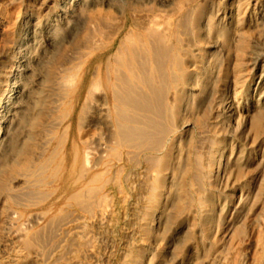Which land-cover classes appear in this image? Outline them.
I'll return each instance as SVG.
<instances>
[{
    "label": "rangeland",
    "instance_id": "1",
    "mask_svg": "<svg viewBox=\"0 0 264 264\" xmlns=\"http://www.w3.org/2000/svg\"><path fill=\"white\" fill-rule=\"evenodd\" d=\"M58 1L0 0V68L7 65L8 59H15L19 51L29 57L26 56L25 63V81L29 88L20 95L17 107L2 123L0 264H264V105L250 114L258 119L255 127L250 122L253 117L249 116L246 125L238 123L228 127L223 124L212 128L207 117L209 110L204 116L194 117L195 101L186 109V116L180 113L177 118L178 123L188 121L191 124L185 129L186 133L184 130L176 133L177 137L182 136L175 142L178 154H173L166 172L157 171L144 154L120 146L112 136V119L107 110L99 107L104 99L101 91L96 93L95 104L87 102L83 110H89L81 113L84 93L79 101H75V94L88 79L87 66L92 49L89 31L92 33L95 29L91 26L94 18L89 13H79L73 27L64 33V41L54 42L48 48L45 46L46 33L56 24L52 15ZM163 1L112 0V5L129 16L128 6L135 4L145 9L140 14L145 15L144 21L153 19L161 27L165 26L167 17L146 18L156 8L169 13L168 10L179 2L207 4L212 9L206 7L207 12L210 10V27L217 24L214 14L218 10L220 38L210 34L208 39L210 43H218V50H210L212 56H218V75L209 108L216 103L217 97L219 107L229 82L228 92H237L238 98L246 97L260 82L264 87V0H236L232 6L228 0H169V4ZM161 2L165 5L159 6ZM224 13L236 15L235 27L228 25L229 16L223 18ZM119 17L114 22L121 25L123 18ZM25 18L32 20L41 33L29 49L22 51L17 48L23 39L18 27ZM130 27L127 21L122 34ZM97 29L98 32L105 30L98 36L101 45L108 35L102 25ZM190 43L192 49L194 43L192 40ZM254 59L263 60L254 65ZM167 99L173 104L171 90ZM98 120L99 124L94 125ZM190 135L191 139L187 138ZM97 138L101 146H105L103 149L95 144ZM171 140V137L167 140L169 145ZM113 142H117V146ZM228 143L240 154V162L229 169L230 181L220 185L219 182L199 183L191 179L194 175L188 169L194 158L202 159L203 165L207 162L205 172L214 170L213 163L220 158L222 149L214 160L211 148ZM194 144L197 145L195 151ZM188 145L191 150L183 160L187 168H180L179 153ZM159 175L166 179L161 183L165 197L161 209L149 202L147 193ZM174 178L179 182L175 183ZM173 184L177 188L174 189Z\"/></svg>",
    "mask_w": 264,
    "mask_h": 264
},
{
    "label": "bare ground",
    "instance_id": "2",
    "mask_svg": "<svg viewBox=\"0 0 264 264\" xmlns=\"http://www.w3.org/2000/svg\"><path fill=\"white\" fill-rule=\"evenodd\" d=\"M167 1L169 0H165L163 2H166V4H169ZM235 1L236 0H228L229 5L231 6L234 5ZM164 5L165 4L162 2L159 3V6H164ZM206 5L200 4L198 2H192V1L179 2L178 4H174L173 8L168 10L169 13H167L163 9L156 8L153 10L152 14L150 15L151 17L149 15H146L148 16L146 18L149 19V18H154V17H160V18L161 17L163 18L164 16L167 17V22L165 26L161 27L160 24H157L153 19L144 21L142 17H145V15L141 16L140 14H142V12L145 9L143 10L142 8H140L139 6L135 4L128 6L127 10H128V13L130 12L129 16H127L125 11L115 9L114 6L112 5V0H59L58 3L54 4L55 8L53 9L54 10L53 15H52L53 17L52 16L51 17L54 18L53 21H55L56 24L51 25V28L47 30V33H46L47 43L45 42L46 43L45 46L48 48H50V46L54 42L62 43L64 41L63 40L64 33L73 27V24L79 13H86V14L89 13L91 17L94 18V20H91V26L95 28L96 30L92 28L93 29V31H91L92 33H90L89 31V35L91 37L87 36L90 38V41L92 38V41H91L92 45H89V46H92V49L88 48L91 50L90 55H89L90 58L88 61V66H87L88 79L84 80L83 84L78 89L77 93L75 94V101H79L84 93L85 99L81 106V113L88 109L87 108L83 110L86 104L88 103L95 104L97 100L95 97L96 93H99L101 91V93L104 95V99L102 103H99V107L101 110H107L108 114L110 115L112 119V127L114 129V135L112 136H114V138L116 139V141L119 143L120 146L121 145L125 146L126 148L132 151H135V153L144 154L146 156V159L150 163V165L153 167H156L158 169L157 171L159 172L161 171L166 172V169L168 170V168H170L171 166L170 162L172 158L174 157L173 154L177 152V147H178V144L175 145V142L177 140H181V137H182L181 135L178 137L176 136L177 131L179 130L183 132L184 130V133H186L185 129L191 125L190 122L188 121L186 122L183 120H182L183 122L178 123L177 118L179 117L180 113L184 115L186 112V109L189 108L190 105H192L195 101L197 102V104H196V109H195L196 113L194 112L195 113L194 117H197L198 114L201 116H204L205 111L209 110L207 117L209 120L208 122L210 124V127L212 128H216L220 125L223 126V124H226L228 127L230 125H235L238 123L246 125V123L248 124L249 122L248 120H250V117H253L250 114L253 111H255L256 108L264 105V89H263L264 87L262 86V82L258 83L256 87H254L252 90H249V92L247 91L248 94L246 93L247 94L246 97L243 96L241 98L237 97L238 96L236 95L238 94L237 92L235 93L228 92L229 88L231 87V83L229 82V84H227L226 86V91L223 92V95L221 96L222 98L220 97L221 102H220L219 107H218V97H217L216 103L213 104L214 106L212 105L210 108L208 107V102L210 100L211 95L214 92V89H215L214 85L216 82V77L218 75V56L217 55H216L217 57L212 56L213 54H211L210 52L211 49L218 50V43L217 44H215L214 42L210 43L208 39L211 38L210 34L215 35L216 39H218L219 36H218V10L215 12L216 14H214V17H215L214 19L215 21H217V24H215L214 27H210V25L212 24V22L209 23L208 21L209 20L208 14L210 10L208 12L206 11V7H208ZM209 8L210 6L208 7V9ZM215 8H217V6ZM215 8L213 10H216ZM149 10H147V12ZM118 14L123 18V24L121 25L115 24L114 22L115 19L119 17L117 16ZM228 14L230 15H227L226 13H224L223 18H226L229 16L228 25H232L233 27H235L234 25H235V17H236L235 14L236 13L235 14L228 13ZM121 17H119V19H121ZM221 18H222V15H221ZM127 21H129L131 27L126 33L122 34L124 24L127 23ZM120 22L122 21L120 20ZM98 24L102 25L103 29L104 28L106 29L105 33L106 35H108L107 39L106 37L102 39L101 45L98 43L99 41L98 36H100L101 31H105V30H100V32H98V29H97L99 27ZM39 29H41V27ZM40 31L36 30L35 23L32 22V20L26 19L25 21H23L21 25L18 27V33L23 35L22 41L19 44H17L18 50L29 49L32 46V43L36 39L38 34L41 33ZM42 33L44 34L43 31ZM191 40L194 43V46L192 49H190L189 47V43ZM39 41L43 42L42 40H39ZM190 45H192V43H190ZM26 56L24 54H21V52L19 51L17 52V56H15L16 57L15 59H11V58L8 59L7 65L0 68V140H1L0 143L3 140L2 123L5 120H7L5 119L7 118V116H11L10 113L14 111L15 108L17 107L16 104L18 103L17 101L19 100L20 95L24 93L25 91H27L29 88L28 83L25 81V78H26L25 71L27 72V68L25 65V63L27 62ZM262 60L256 59L253 64L258 65L259 62ZM4 78H6L5 80L6 82L3 84L2 80ZM243 87L245 88V86ZM170 90L172 92V103L173 104H169L167 101L169 99V98L167 99V96ZM89 108H91V106ZM250 122L254 124V127H255V125L258 122L257 117H253ZM95 124H99V120L96 121L94 125ZM251 126L249 125L248 127H251ZM198 127L201 128V126H197V128ZM204 129H201V130L203 131ZM242 130H244V128ZM204 131H207V130H204ZM245 131H246V128H245ZM199 133H200L199 135H201V132ZM231 135H234V134H231ZM210 136H212V134ZM170 137L172 138V140L170 141V145H169L167 143V140H169ZM190 137L191 135L188 136L187 138L191 139ZM98 138L96 139L95 144L99 145L102 148V146L104 145L101 146V143H99ZM117 142H113V143H115L117 146ZM231 142H234L233 139ZM236 145L238 144L236 143ZM195 146L197 145L194 144V151H195ZM199 146L201 148V145ZM231 146L228 143V144H223V146H220V147L218 145H215L212 148L209 147L211 148L210 152L214 160L216 156L219 155L218 153L222 149L221 151L222 154L220 155V158L218 160H215V162L213 161L215 163V164L213 163V165H215L214 170L211 168L212 170L209 172H207L208 170L206 172L204 170L206 166L205 164L207 162L203 165L201 161L202 159L200 160L201 161L200 163V161L197 158H194L195 156H193L195 160L193 159L194 161L192 165L189 166L190 169H188L190 170L188 172L194 175V178H191V179H196L199 183H205L208 181L211 184L212 183L218 184V182L220 184L223 181L224 182L227 181L229 179L230 167L237 165V163L240 162L239 161L240 154L236 152L234 147H231ZM189 149L191 150V148H189V145H188L186 149L184 147V152L179 153L181 157V162H179L180 168H184V167L187 168V166H185L187 162L183 164L184 162L183 160L186 154L189 153ZM192 154L193 153H191L190 155ZM200 155L206 156L201 153ZM131 158L134 159V157H131ZM202 158L204 159V157ZM205 159L207 161V157H205ZM146 162L145 163L142 162V163L146 164ZM176 165H177V168H179L178 162L176 163ZM148 166L149 164L147 165V167ZM149 169L151 168L148 167V170ZM184 171L186 172L185 169ZM182 172L183 171H181V173ZM148 175L149 174H147V176ZM177 179H175V183H177L178 181ZM163 180H166V179H162L161 176L159 175L156 178V180L152 182L147 192L149 202L155 203L159 207V209H161L162 207L161 205H163L162 203L165 198V197L163 198V194H164L163 188L164 187L161 186V183L163 182ZM239 182L241 181L239 180ZM173 188H174V184H173ZM171 191L173 193V190ZM208 199L209 197L207 198V200ZM195 200L197 201V199ZM205 201H206V198H205ZM197 204L200 205L199 203ZM206 208H204V210ZM209 210H211V208ZM157 216H159L158 213H157ZM197 223H198V219H197ZM150 228H153V227L150 226ZM151 232L153 233L154 230H152ZM163 232H165L164 229L162 233Z\"/></svg>",
    "mask_w": 264,
    "mask_h": 264
}]
</instances>
